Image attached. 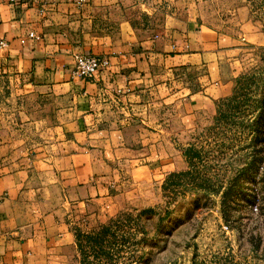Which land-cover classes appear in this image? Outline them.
<instances>
[{"label": "crops", "instance_id": "obj_1", "mask_svg": "<svg viewBox=\"0 0 264 264\" xmlns=\"http://www.w3.org/2000/svg\"><path fill=\"white\" fill-rule=\"evenodd\" d=\"M161 2L0 0V264H83L84 235L187 171L259 67L252 21L231 34ZM81 55L109 65L82 80Z\"/></svg>", "mask_w": 264, "mask_h": 264}, {"label": "rangeland", "instance_id": "obj_2", "mask_svg": "<svg viewBox=\"0 0 264 264\" xmlns=\"http://www.w3.org/2000/svg\"><path fill=\"white\" fill-rule=\"evenodd\" d=\"M161 7L231 34L244 33V21L264 33V0H162ZM260 58L235 95L220 103L212 125L200 124L183 147L184 155L190 150L188 170L173 173L146 205L126 206L84 235V264H264Z\"/></svg>", "mask_w": 264, "mask_h": 264}, {"label": "built area", "instance_id": "obj_3", "mask_svg": "<svg viewBox=\"0 0 264 264\" xmlns=\"http://www.w3.org/2000/svg\"><path fill=\"white\" fill-rule=\"evenodd\" d=\"M33 0H11L13 5H19L23 2L29 3ZM31 37H35L31 34ZM8 42L5 39L0 40V50L7 48ZM108 61L102 56L96 55H81L76 59L75 75L82 80H91L101 70L107 68ZM257 208H255L256 210ZM225 230H228L227 226H224Z\"/></svg>", "mask_w": 264, "mask_h": 264}, {"label": "trees", "instance_id": "obj_4", "mask_svg": "<svg viewBox=\"0 0 264 264\" xmlns=\"http://www.w3.org/2000/svg\"><path fill=\"white\" fill-rule=\"evenodd\" d=\"M243 80V79H242ZM190 150H188V151H186V153H185V156L187 157V159H189V155H190V152H189ZM259 229V227L257 228V230ZM83 249V248H82ZM85 257H86V255H85ZM83 264H84V262H83Z\"/></svg>", "mask_w": 264, "mask_h": 264}]
</instances>
